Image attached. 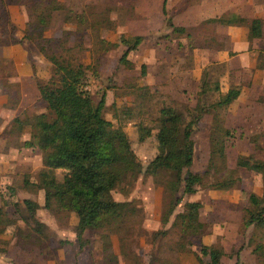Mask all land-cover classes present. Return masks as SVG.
<instances>
[{
	"label": "rangeland",
	"instance_id": "1",
	"mask_svg": "<svg viewBox=\"0 0 264 264\" xmlns=\"http://www.w3.org/2000/svg\"><path fill=\"white\" fill-rule=\"evenodd\" d=\"M30 1L35 5L33 10L55 4L54 0ZM3 2L0 0V23L7 20L8 4L13 0ZM59 2L63 8L52 12L50 27L44 33L51 41L42 40V44L50 54L87 66L85 89L96 104L105 98L104 116L127 134L142 170L125 174L112 190L114 200L129 204L127 210L99 229L86 230L81 237L76 212L57 203L52 209L45 207V192L37 187L44 150L34 144L33 131L36 117L44 114L49 120L52 112L37 82L59 79V73L30 40L40 33L36 22L29 17L22 33L17 25L15 30L9 26L10 36L2 43L20 46L23 70L28 67L33 75L24 78L13 57L0 56V208L4 211L0 212V264H206L209 257L201 252L205 245L222 251V264H251L259 255L263 259L264 226L247 224L249 211L259 212L264 204L255 206L249 199L252 193L264 198L263 176L239 169L237 160L249 157L264 161V115L226 114L225 109L215 107L221 87L243 82V72L234 68L236 63L209 65L203 75L209 88L198 92L194 84L185 86L188 75L181 71L182 65L193 59L191 49L160 57L164 60L161 69L151 71L146 64L159 58L148 55L158 37L170 50L176 46V35H183L172 32L169 25L171 5L163 13V0ZM16 15L18 20H28L22 7ZM162 16L169 34L153 31L158 26L157 17ZM27 31L29 39L19 38ZM138 35L144 43L122 61L127 49L122 39L132 42ZM186 42L189 47L194 41ZM260 92L262 104L256 108L264 111V90ZM167 106L188 121L205 110L193 133L190 170L202 176L194 194L184 192L186 171L179 186L172 170L146 172L159 154V119L161 109ZM221 125H227L231 132L226 160L212 155L213 137L216 143L224 141ZM56 173L62 179L68 171L57 169ZM218 183L232 186L214 189ZM26 199L40 205L36 218L31 217ZM191 203L201 205L192 217ZM258 247L259 254L255 252Z\"/></svg>",
	"mask_w": 264,
	"mask_h": 264
},
{
	"label": "trees",
	"instance_id": "2",
	"mask_svg": "<svg viewBox=\"0 0 264 264\" xmlns=\"http://www.w3.org/2000/svg\"><path fill=\"white\" fill-rule=\"evenodd\" d=\"M14 1L21 2L28 8L30 19L36 22L37 29L40 30L38 36H32L30 40L34 41L40 52L55 65L59 73V79H52L45 84L37 82L40 94L52 112L51 119L46 120L43 114L36 117L34 122V144L44 150V168L40 173L37 187L45 192L46 208L52 209L57 203L63 209L78 214V234L81 237L86 230L99 229L113 216H119L127 210L129 204L114 200L112 190L125 174L130 172L135 175L141 172L142 164L132 149L127 134L122 129L115 128L104 116L105 98L96 104L85 89L87 66L80 62H71L60 55L50 54L46 45L42 44V40L48 43L51 41L44 33L50 27L52 12L63 8L59 0H54L55 4L51 6L40 5L37 7L39 10L32 9L35 5L30 0ZM3 3L1 0V4ZM262 24L259 19L251 21V37L261 35ZM169 25L174 26L171 21ZM184 31V28L174 27V32ZM28 37L29 31L25 33L24 38L29 39ZM131 40L132 42L126 38L122 39V43L127 47L122 61L128 60L127 56L137 50L144 39L138 35ZM203 75H206V71ZM207 88L208 83L202 77L200 91L204 92ZM216 88L219 90L218 85ZM240 93V87H231L227 93L221 95L215 107L224 110ZM204 112L205 110H202L188 121L174 108L163 107L159 119V154L146 170L148 173H156L163 168L174 171L177 186L182 185V173L186 171L184 192L187 194L196 193L195 186L202 182V176L192 172L190 167L194 162L193 133ZM219 130L224 135V141L221 144L216 143L213 137L212 155L213 157L218 155L219 158L226 160V141L231 132L230 128L223 125ZM237 161V166L262 174L264 180V161L243 158ZM57 169H66L68 173L60 179L56 173ZM231 186L218 183L213 188ZM249 199L255 206L264 203V198L255 193H252ZM24 202L32 212L31 217L36 218V211L40 205L29 199ZM200 207L199 203H191L190 208L193 211L189 216H194ZM0 212L4 211L0 208ZM247 224L264 226V204L259 212L249 211ZM260 248L258 247L255 252L258 253ZM201 252L209 257L206 264H222L223 253L218 248L205 245ZM259 260L252 264H264V257ZM236 264L241 263L237 261Z\"/></svg>",
	"mask_w": 264,
	"mask_h": 264
},
{
	"label": "crops",
	"instance_id": "3",
	"mask_svg": "<svg viewBox=\"0 0 264 264\" xmlns=\"http://www.w3.org/2000/svg\"><path fill=\"white\" fill-rule=\"evenodd\" d=\"M168 5H171L172 8V24L174 25L172 32H174V27L184 28L185 31L180 32L183 34L181 36L176 35L173 39L176 46L170 50L162 46L164 44L158 37L156 46L150 50L151 53H148V55L159 56L156 61H147L146 64L151 71L156 67L161 69V66L164 65V60L160 57L166 56L170 52L181 55L191 49L193 59L187 63V66L183 64L182 67H186V69L181 68V71H185V74L188 75V84L185 86L194 84L196 88L198 86L199 92L203 73L209 65L216 63L228 65L230 62H235L234 68L243 72V82L235 84L240 87L241 93L225 108L226 114L235 112V115H264L263 110L256 108L259 103L262 104L258 94H263L260 91L264 90V0H163V13ZM20 7L25 10L28 20L17 19L16 14ZM26 9L21 2L14 1L8 4L9 18L0 23V56L13 57L17 62L19 73L21 75L23 73L24 78L31 79L33 75L31 69L27 67V70H23L20 46L2 43L4 38H9L10 28L13 27L12 29L15 30L17 25L19 33L24 31L29 21ZM254 19L262 21V30L260 36L251 37L250 24ZM157 23V28L152 27L153 23L150 30L154 29L153 31L159 34L170 33L163 16L162 19L157 17ZM24 36L25 34L19 35V38H24ZM186 40L194 41L197 44L192 42V45L188 47ZM224 41L226 44L223 43ZM233 86L230 84L226 89L221 87V93H227ZM251 120L255 121L256 117H252ZM226 127L229 128L227 125ZM237 167L248 172L251 171L244 167ZM253 172L255 173V171Z\"/></svg>",
	"mask_w": 264,
	"mask_h": 264
}]
</instances>
